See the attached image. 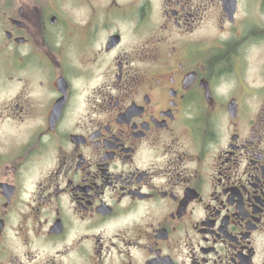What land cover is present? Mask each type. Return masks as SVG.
Returning <instances> with one entry per match:
<instances>
[{"label":"flooded vegetation","instance_id":"flooded-vegetation-1","mask_svg":"<svg viewBox=\"0 0 264 264\" xmlns=\"http://www.w3.org/2000/svg\"><path fill=\"white\" fill-rule=\"evenodd\" d=\"M0 264H264V0H0Z\"/></svg>","mask_w":264,"mask_h":264}]
</instances>
